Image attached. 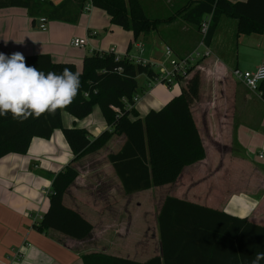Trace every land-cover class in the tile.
<instances>
[{
    "label": "crops",
    "instance_id": "crops-1",
    "mask_svg": "<svg viewBox=\"0 0 264 264\" xmlns=\"http://www.w3.org/2000/svg\"><path fill=\"white\" fill-rule=\"evenodd\" d=\"M47 1L56 5L62 0ZM161 1L151 0L152 10L159 13L162 5L173 3V0H166L164 4ZM177 11L167 17L173 18L170 22L160 24L134 41L130 31L112 25L104 11L92 7L88 13L80 14L76 24L49 21L44 31L38 29L37 20L35 27L32 25L26 9L4 8L0 9V52L6 55L21 52L24 56L48 54L54 62L74 64L78 71L85 55L94 52L113 50L119 56H139L150 62L152 49L168 46L174 57L182 58L196 47H189L190 26L193 25L186 23ZM231 19L220 20L207 46L210 55L195 62L191 71V74L198 72L200 78L199 96L191 105V113L205 157L184 168L175 183L139 192L149 194L156 190V197L152 199L155 216L165 197L172 196L264 226V101L232 73L234 70L253 72L264 64V32L238 35L237 21ZM231 25L234 32L226 38L221 30ZM102 31L103 37L97 40ZM93 32L95 35L91 36ZM75 38H86L88 44L74 48L71 41ZM145 83L150 84L147 78ZM176 83L172 89L160 84L142 88L146 93L134 106L138 118L143 120L149 111L158 110L179 96L182 84ZM78 121L83 123L82 127L78 126ZM61 124L63 128L84 129L91 140L110 129L98 106L81 120L62 112ZM124 142L123 136H113L104 148L75 164L78 170L80 163L87 162V169L78 170L74 184L63 196V204L92 224L91 235L83 241L51 229L43 232L33 229L35 217L42 216L47 209L53 176L72 160L62 131L55 130L48 140L32 139L24 155L8 154L1 158L0 264H8L14 250L19 248L23 257L14 264H82L80 256L89 253L143 263L159 255L157 224L151 229L150 244H144L141 230L137 234L124 225V221L132 217L128 215L131 203L107 162V155L116 153ZM255 150L257 153L253 152ZM165 192L167 194L162 196ZM135 194L138 193L131 195Z\"/></svg>",
    "mask_w": 264,
    "mask_h": 264
},
{
    "label": "trees",
    "instance_id": "trees-1",
    "mask_svg": "<svg viewBox=\"0 0 264 264\" xmlns=\"http://www.w3.org/2000/svg\"><path fill=\"white\" fill-rule=\"evenodd\" d=\"M87 2L104 11L112 25L130 31L134 41L173 19L149 18L139 0H62L56 5L47 0H0V9H26L34 27L38 18L76 24ZM176 14L197 32L203 19L210 17L206 46L223 17L237 21L238 35L264 32V0H187ZM24 57L26 66H35L45 73H61L65 67L82 73L78 93L66 108L26 120L13 119L10 113L0 117V159L8 154H26L32 139L48 140L57 129L62 131L72 154L70 163L52 178L47 209L38 224L33 225L38 232L51 229L77 241L91 235L92 224L78 211L65 206L63 196L79 175L75 164L104 148L113 136L125 138L116 153L107 155L124 195L171 184L184 168L204 159L191 113L200 87L198 72L191 74L194 66L187 70L188 76L176 78L182 84L180 95L160 109L149 111L141 120L134 106L131 109L128 106L138 92V76L144 75L148 81L156 77L151 64H134L125 57L116 60L113 53L94 52L85 55L78 71L74 64L54 62L48 54ZM258 92L264 101V81L258 85ZM95 106L110 128L96 139L91 140L84 129L62 127V112L81 120ZM156 224L159 255L139 263L89 253L80 256L82 264H251L257 252H264V226L172 196L165 197L157 211Z\"/></svg>",
    "mask_w": 264,
    "mask_h": 264
},
{
    "label": "clouds",
    "instance_id": "clouds-1",
    "mask_svg": "<svg viewBox=\"0 0 264 264\" xmlns=\"http://www.w3.org/2000/svg\"><path fill=\"white\" fill-rule=\"evenodd\" d=\"M81 75L67 67L61 73H45L26 66L21 52H0V117L10 113L13 119L26 120L66 108L78 93ZM261 260L264 252H257L251 264Z\"/></svg>",
    "mask_w": 264,
    "mask_h": 264
},
{
    "label": "built area",
    "instance_id": "built-area-1",
    "mask_svg": "<svg viewBox=\"0 0 264 264\" xmlns=\"http://www.w3.org/2000/svg\"><path fill=\"white\" fill-rule=\"evenodd\" d=\"M38 2H44L45 0H36ZM90 2H87L85 5L84 11H88L91 8ZM210 17L207 16L203 19V21L200 24L198 35H199V43L198 46L193 49L189 54L182 58H176L173 56V52L170 49V47L166 46L163 48V62H146L139 56H119L113 53V50H110L106 53H113L115 56V59L118 60L120 58L125 57L129 62L134 64H141L146 65L147 63L151 64V66L155 69L157 75L152 80H149L150 83L148 87H150L151 84H160L166 87H171L177 82L178 76H188L186 75L187 70H189L195 62H197L201 58H206L210 55V51L208 50L207 46L204 43V39L206 37L207 29L209 26ZM46 20L44 18H38L37 19V26L38 29L41 31L45 30ZM95 33L93 32L91 36H94ZM88 44L87 39H73L71 41V46L74 48H84ZM140 48V46H138ZM233 76L238 79L249 91L259 94L258 92V85L264 81V64H262L260 67H258L255 71L249 72V71H239L234 70ZM146 93V89L141 91V93L135 94L132 99V104L128 106V109H131L133 106H135L140 97ZM86 96V95H85ZM259 158L261 159L262 156L259 155ZM49 193V192H48ZM41 215L36 216L33 225H37L38 222L41 220ZM27 245L26 247H28ZM23 257L22 249L19 248L17 250H14L13 255L10 257V262L8 264H14V262H17L19 259Z\"/></svg>",
    "mask_w": 264,
    "mask_h": 264
},
{
    "label": "rangeland",
    "instance_id": "rangeland-1",
    "mask_svg": "<svg viewBox=\"0 0 264 264\" xmlns=\"http://www.w3.org/2000/svg\"><path fill=\"white\" fill-rule=\"evenodd\" d=\"M150 1L151 0H139L140 5L142 6L145 14L149 18L153 19V18H157L158 16H159V18H167V17L172 16L175 11H177L180 7H182L186 3L187 0H173V3L171 4V6H173V8L169 4L162 5V7L159 9V10H162L161 12H159L160 14L157 11L155 12L154 10H152ZM165 1L166 0H162L161 3L164 4ZM83 13H88V12L86 10V11H83ZM229 22H232V21L229 20ZM190 29H191V35H190L191 37H190V42H189L190 46L189 47H194V46L197 47L199 40H200L198 32H196V29L194 26H190ZM233 32H234V26L233 25L228 26V28H226L225 30H221V34H224V36H226V38H228V36H230V34H233ZM103 34H104L103 31L98 33L97 40L102 38ZM163 48L164 47H162V49H161L160 46H158V47H156V50L152 49L150 51L149 57H150V63L151 64L156 62V61L157 62H163L164 61ZM229 50H231V49L229 48ZM87 54L90 55V53H87ZM177 57H179V56H177ZM145 78L146 77L144 75L138 76V79H137V82H138L137 94L138 95L140 94L139 92L142 90V88H145V86L148 85L147 83H145ZM151 85H154V84H151ZM173 87H175V84H174V86H172L169 89H172ZM149 89L150 88H147L148 91H149ZM63 116H67V114L63 113ZM68 118H69V116H68ZM77 124L80 127L83 126V123H81V122H79ZM253 152L257 153L256 150ZM255 158H256V156H255ZM256 162L262 163L261 161H257V160H256ZM80 165H82V166H80ZM78 167H80V168H78V170L80 169L82 171H86L87 162L80 163ZM173 183H175V182H173ZM152 191H155V194H152L151 193ZM152 191L149 192V194L148 193H138L137 195L136 194L135 195H127V197H126L128 199V201L131 203V206L128 205V208L131 207V209H132L130 212L128 211V215H131L132 217H128L127 220L124 221V225L128 226L127 227L128 229L134 230L135 232H137V234L141 230L142 235H143L144 244H150L149 239H150V235L152 234L151 229H153L155 227V224H156V220H155L156 209L152 205V199L154 197H156V190L153 189ZM166 194H167L166 192L161 193L162 196H164ZM136 202H138L137 206L134 205V204H136ZM132 236H134V235H132ZM154 247L155 248L157 247V243L154 244Z\"/></svg>",
    "mask_w": 264,
    "mask_h": 264
}]
</instances>
